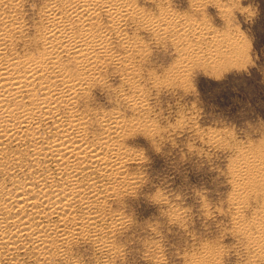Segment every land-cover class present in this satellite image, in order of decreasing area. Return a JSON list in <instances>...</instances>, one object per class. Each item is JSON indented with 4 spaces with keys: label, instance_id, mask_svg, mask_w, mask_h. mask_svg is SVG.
Returning a JSON list of instances; mask_svg holds the SVG:
<instances>
[{
    "label": "rangeland",
    "instance_id": "obj_1",
    "mask_svg": "<svg viewBox=\"0 0 264 264\" xmlns=\"http://www.w3.org/2000/svg\"><path fill=\"white\" fill-rule=\"evenodd\" d=\"M73 1L1 6L23 25L9 53H44L49 7L66 11ZM103 1L119 6H100L88 25L101 35L92 61L59 56L64 74L83 78L61 109L81 117L87 143L120 163H78L69 239L44 235V250L15 239L17 251L4 245L0 264H264V0ZM37 155L29 138L6 145L1 219L9 209L4 216L28 215L39 226L62 221L17 207L21 186L41 172ZM56 170L53 180L68 190Z\"/></svg>",
    "mask_w": 264,
    "mask_h": 264
},
{
    "label": "bare ground",
    "instance_id": "obj_2",
    "mask_svg": "<svg viewBox=\"0 0 264 264\" xmlns=\"http://www.w3.org/2000/svg\"><path fill=\"white\" fill-rule=\"evenodd\" d=\"M15 1L0 0V157L5 154L8 143L26 138L31 140L36 155L43 152L42 158L45 160L36 159L37 169L41 170L37 175L38 179L36 183L28 182L21 186L16 198L17 207L22 211V208L26 207L31 211L40 208V221L56 216L62 221L39 226L33 224L28 215L6 217L4 214H8L9 209L2 211L4 219L0 218V224L3 225L6 219H12L14 227L10 233L4 230V225L0 227V254L6 244L10 245L7 249L9 253L16 250L17 247L12 244L15 239H29L38 249L43 250L44 235L52 233L61 241L69 239L73 232L66 228L67 217L69 212H72L73 202L82 193V190L75 186L74 179L81 172V166L77 164L110 169L120 163L114 151L87 143L82 132L81 117L73 112L68 116L62 115L61 107L72 105L83 78L77 81L68 77L64 74L59 60L61 54L67 53L77 55L85 61H92L95 52L100 48L97 37L101 35H93L88 25L100 6L108 7L107 10L113 12L114 8L119 6L118 3L75 0L66 5V11L58 9L54 4L48 6L43 35L40 37L45 52L38 56H19L16 52L9 53L8 46L13 45L15 35L21 32L22 22L15 15L1 10V6L12 5ZM76 24L82 26L83 34L80 36L73 34ZM50 123L54 125L51 126ZM52 161L55 165L53 170L50 167ZM55 168L61 176L71 182L68 190H63V187L53 180L56 175ZM33 186L39 187V193L30 196L29 189ZM3 209L7 207L4 206ZM92 218L94 216L87 219L92 222ZM71 223L75 227V222ZM81 223L84 224L85 221ZM72 225L70 227L74 228Z\"/></svg>",
    "mask_w": 264,
    "mask_h": 264
},
{
    "label": "clouds",
    "instance_id": "obj_3",
    "mask_svg": "<svg viewBox=\"0 0 264 264\" xmlns=\"http://www.w3.org/2000/svg\"><path fill=\"white\" fill-rule=\"evenodd\" d=\"M0 227H3V225H2V224H0Z\"/></svg>",
    "mask_w": 264,
    "mask_h": 264
}]
</instances>
